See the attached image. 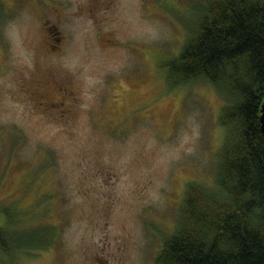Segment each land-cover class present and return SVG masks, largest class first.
Returning <instances> with one entry per match:
<instances>
[{"label": "rangeland", "instance_id": "obj_1", "mask_svg": "<svg viewBox=\"0 0 264 264\" xmlns=\"http://www.w3.org/2000/svg\"><path fill=\"white\" fill-rule=\"evenodd\" d=\"M161 1L0 0L2 264H156L213 184L224 98L165 80L203 0Z\"/></svg>", "mask_w": 264, "mask_h": 264}, {"label": "trees", "instance_id": "obj_2", "mask_svg": "<svg viewBox=\"0 0 264 264\" xmlns=\"http://www.w3.org/2000/svg\"><path fill=\"white\" fill-rule=\"evenodd\" d=\"M165 68L172 88L200 80L223 96L226 136L213 184L186 183L177 229L155 263L264 264V0H203ZM19 235L0 223L1 264L2 254L9 259L29 244Z\"/></svg>", "mask_w": 264, "mask_h": 264}, {"label": "water", "instance_id": "obj_3", "mask_svg": "<svg viewBox=\"0 0 264 264\" xmlns=\"http://www.w3.org/2000/svg\"><path fill=\"white\" fill-rule=\"evenodd\" d=\"M261 128H262V132H263V136H264V99L262 101V105H261Z\"/></svg>", "mask_w": 264, "mask_h": 264}, {"label": "flooded vegetation", "instance_id": "obj_4", "mask_svg": "<svg viewBox=\"0 0 264 264\" xmlns=\"http://www.w3.org/2000/svg\"><path fill=\"white\" fill-rule=\"evenodd\" d=\"M47 31L50 32L51 31V28L50 27H47Z\"/></svg>", "mask_w": 264, "mask_h": 264}]
</instances>
